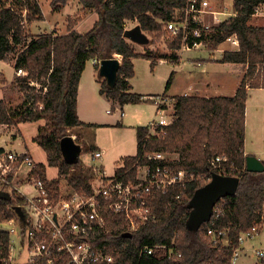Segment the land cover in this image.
Instances as JSON below:
<instances>
[{
  "label": "trees",
  "instance_id": "trees-1",
  "mask_svg": "<svg viewBox=\"0 0 264 264\" xmlns=\"http://www.w3.org/2000/svg\"><path fill=\"white\" fill-rule=\"evenodd\" d=\"M237 15L214 27L208 43L216 49L233 35L239 49L226 51L222 62L242 64L246 73L236 94L232 97L178 96L174 104L172 122L151 134L148 127L137 129L138 152L124 158V166L116 176L124 181L134 180L137 167L157 162L147 155L163 152L178 155L167 164L174 170H184L189 181L185 187L175 186L166 194L157 193L151 206L155 218L145 226L130 232L124 215L106 217L108 234H99L94 241L114 256L111 264H231L235 251L240 247L243 233L260 230L264 222V172L246 169V103L250 88H264V27L249 24L251 17L264 0H234ZM85 8L94 9L99 20L93 28L82 34L73 29L65 35L45 34L33 36L30 27L44 21L40 0H0V60L13 62L16 75L10 84L12 90L22 92L21 106L12 108L7 99L0 100V126H15L26 122H44L35 141L45 150L50 167H56L67 184L86 189L91 179L84 171L80 159L74 164L65 161L61 140L68 130L97 127L86 124L78 117V90L88 61L111 59L115 54L123 57L116 84L101 82L100 92L107 99L126 104H140L143 96L130 91V79L135 75L134 58L151 61L154 69L158 60L168 56L140 54L124 36L127 21H136L137 27L147 37V44H154L164 35L161 22L172 19L179 0H80ZM66 0H53V7ZM171 50L179 49V40L170 41ZM173 59V58H172ZM97 69L99 66L97 65ZM173 75V74H172ZM173 77V76H172ZM101 80L103 77L98 74ZM172 78L166 89H169ZM82 153L96 151L94 144L77 142ZM226 159L212 166L216 157ZM36 173L45 178V166L38 164ZM214 173L240 178L237 193L221 199L214 209L211 221L197 232L187 228L190 215L188 204L194 193L207 184ZM47 178V177H46ZM59 180L49 186L58 188ZM24 199H0V222L20 214L17 205ZM227 231V238L215 242L208 230ZM256 231V232H257ZM131 233V237H126ZM175 243L176 255L168 258L167 249L157 248L152 256L139 257L142 246H171ZM9 235L0 232V264L9 256ZM264 263V258L261 260ZM17 264V263H13ZM27 264H47L37 259Z\"/></svg>",
  "mask_w": 264,
  "mask_h": 264
},
{
  "label": "built area",
  "instance_id": "built-area-1",
  "mask_svg": "<svg viewBox=\"0 0 264 264\" xmlns=\"http://www.w3.org/2000/svg\"><path fill=\"white\" fill-rule=\"evenodd\" d=\"M179 1L180 6L174 9L172 19L161 22L169 40H179L180 50L207 48L210 34L218 23L216 16H213V23L207 20L208 15H215L209 9V0ZM17 75L25 76L26 72L20 69ZM152 99L158 106L159 114L147 127L155 135L158 128L169 126L172 119H166L169 115L164 107L168 106V99L162 96ZM91 155L97 162L103 152L94 151ZM147 159L157 164L138 166L134 180L126 182L116 175L109 176L98 165L93 166L96 167L95 179L89 182L86 189H78L67 182L54 189L49 186L52 180L36 173L38 163L27 150L0 149V192L24 199L22 205L13 208H20L19 215L0 222V232L9 235V256L2 262L21 264L17 257L27 254V263L37 259L45 260L47 264L113 263L112 254L94 245L99 234L110 232L107 215H124L130 232L137 230L155 218L151 202L157 193L166 194L175 186L185 187L189 181L184 170L176 171L165 165L169 161L165 153H151ZM225 160L218 156L213 159L212 166L219 168L218 164ZM208 235L215 242L226 241L227 231L212 228L208 230ZM16 236L18 243L14 239ZM251 236L252 232L240 236V247L235 251L231 264H239V249ZM157 248L167 249L169 259L181 257V254L176 255L174 242L171 246H142L139 257L152 256ZM255 253L260 259L264 258V250H256Z\"/></svg>",
  "mask_w": 264,
  "mask_h": 264
},
{
  "label": "crops",
  "instance_id": "crops-1",
  "mask_svg": "<svg viewBox=\"0 0 264 264\" xmlns=\"http://www.w3.org/2000/svg\"><path fill=\"white\" fill-rule=\"evenodd\" d=\"M234 4H235L234 0H209V5H210L209 9L212 12H215V15H208L207 17L208 22L213 23L214 22L213 16H216L218 23H215V25L219 26L222 22L235 17L237 15V12L235 11ZM226 7L231 8L230 13L226 12L227 10H229ZM64 11L65 8L59 12L53 11L54 13L52 19L54 20V22L60 20L63 17ZM223 16H225L226 18L223 19L222 18ZM37 22L44 23V21H37ZM46 22H47V17H46ZM249 24L254 27H264V3H262L258 7L256 13L251 17ZM34 25L36 24L34 23ZM136 27L137 24L136 26L133 24V27H131L130 29L128 27L126 31L132 30ZM73 30L81 33L80 29L77 28V26ZM126 40L132 42V40L127 38ZM235 42L238 43L236 44ZM132 43L134 45V48L137 50L136 47L138 43L136 44V42L134 41ZM146 44L147 43H140V45L143 47ZM224 44H228L230 48L211 49L209 48V46H207L206 50L210 51V59H207L205 57H190L185 59L184 54L189 50L169 49L170 52L169 58H171V63L173 65L177 64V67L172 69L173 72L172 76L174 77L177 76L178 74L186 73L185 76L187 78V82L185 85L186 86L185 90L181 91V93H177V91H174L176 90L174 81H172L169 89L165 88V92L163 93L162 96H166V98L168 99V106L166 105L164 107L167 110L166 112H169V107L172 106L171 100L172 102H174L173 103L174 105L176 101V97L178 96H199L205 98H212L218 96L232 97L236 94V91L239 88V86L234 87V89L230 93L224 91L227 89L226 85L224 84V80H222L223 77L227 75V71L225 69L227 66L230 65H240V68H245L246 71L247 67H245L242 64L225 63L221 61L224 52L235 51L239 49V41L237 36L236 35L231 36L226 41L221 43L219 46ZM217 52H220V55L217 56L216 54ZM138 53L145 54L146 52L138 51ZM113 58H118L122 63L123 57L121 55L115 54ZM138 59L139 58L133 59L134 70L136 68L135 60ZM146 61L151 63V61L147 59ZM100 62L101 61H98L97 59H92L88 61L86 64V68L82 74L79 84L77 112L81 122L86 124H93L96 125L97 127L100 126L98 127L99 130L111 129L115 127L120 128L122 130L121 135L125 139H127V141L130 142L128 144L129 147L123 143V145H121L119 149H117L118 155L116 156V159L118 160L116 161H112L109 158H106V155L108 154V148L105 145L102 144V146H98L95 144V146L97 147L96 151L103 152V156L101 160L97 161L96 163L101 168H103L107 174H108V169H107L108 164L116 163L117 165L118 163H120V161L123 162L122 164L117 165V168L114 169L115 172L113 173V175H116V171L124 166V158L135 156L138 152L137 129L139 127H147L152 120L158 117L159 114L158 106L152 98L160 97L161 95L137 90L133 83V80L136 78V74H135L134 77L129 81L131 86L130 91L142 95L144 100L142 103L126 104L122 106L118 102L107 99V97L105 95H102L100 92L101 82L105 80V78H102L101 80L98 78V74H100L99 73ZM160 62L164 63L163 61ZM186 64H190L192 68L185 70L183 72L182 71L183 65ZM97 65L99 66V69H97ZM219 67H223V68H219ZM16 75H17L16 70L14 68L13 77L11 78V81H7V83L11 84L14 81ZM241 76L242 78L244 77V71L243 74L241 73ZM262 120H264V88H257V89L250 88L248 90V99L246 103L245 150H246V155L249 154L254 155L258 157L262 162H264V144H263L264 122L262 124ZM0 127H4V126H0ZM95 128L96 127H85V129L87 130L95 129ZM12 147H13L12 143L9 144L8 142L0 145V149L11 150ZM82 154L83 153H81V156ZM174 158L175 159L178 158V155H175ZM261 260L262 259H260V262H262ZM239 264H242L241 257H239Z\"/></svg>",
  "mask_w": 264,
  "mask_h": 264
},
{
  "label": "rangeland",
  "instance_id": "rangeland-1",
  "mask_svg": "<svg viewBox=\"0 0 264 264\" xmlns=\"http://www.w3.org/2000/svg\"><path fill=\"white\" fill-rule=\"evenodd\" d=\"M53 0H40V4L45 16L44 23L34 22L30 27L31 34L35 36L45 35V34H54V35H62L69 31V29H74L76 26L80 29L81 33L84 34L90 31L94 24L99 20V16L94 9H88L83 6L80 0H66V3L53 7ZM65 8L63 13V17L60 20L54 22L52 19L54 12L62 11ZM226 12H231V8L226 7ZM54 11V12H53ZM47 17V22H46ZM223 19L226 17L223 16ZM133 24L136 26V21H128L127 26L129 29L133 27ZM33 26V27H32ZM169 35L165 33V35L159 39L157 43L154 44H146L143 46L140 45L139 42L137 44V52H148L153 55H161L168 56V58H163L158 60L154 69L151 68V63L146 61L145 58H139L135 60V74L136 78L133 80L135 88L139 91H145L147 93L160 94L161 96L165 92V88L167 86V82L172 78L174 81L175 88L177 93H181L186 88V73L178 74L177 76L172 77V69L177 67V64L173 65L171 63V58H169L170 52L168 43ZM151 47V49H150ZM217 48H230L228 44H224L218 46ZM207 48L188 51L184 54L185 59L190 57H205L210 59V51L206 50ZM217 56L220 55V52L216 53ZM163 61L164 63H161ZM205 62V61H204ZM187 63V62H186ZM14 61L7 62L0 60V100L6 98L9 105L12 108H17L22 105L24 101V94L22 92L12 90L10 84L7 81H11L14 73ZM182 68V67H181ZM190 64L183 65L182 71L191 69ZM223 68V67H219ZM243 69V70H242ZM154 70V71H153ZM227 75L223 77L224 84L227 89L224 90L227 93H230L234 87L240 86V82L243 79L241 73L244 75L246 73L245 68H240V65H230L227 66L226 69ZM153 71V72H151ZM17 74V72H16ZM238 84V85H237ZM166 96H162L165 98ZM174 102L171 100L172 106L169 107V118H166L170 121L173 114V105ZM264 120H262L263 124ZM44 122H26L20 123L15 126H7L2 125L4 127H0V145L8 142L12 143L13 147L11 150L13 151H23L27 150L33 160L45 166L46 177L50 180H59V183L65 185L67 180L59 175V171L56 167H50L47 162V154L45 150L35 141V137L38 134L40 126L44 125ZM100 127V126H98ZM96 127L95 129H73L68 130L67 136L75 137L76 142L86 143L87 145L96 144L98 146L105 145L108 148V154L106 158H109L112 161H116V156L118 155V150L123 143L129 147V141L125 139L121 132L122 130L118 127L111 129H102ZM261 127V126H260ZM258 127V128H260ZM4 128V129H2ZM130 134V133H129ZM264 144V142H263ZM93 152H83L80 161L83 163V169L87 176L91 179H95V168L93 166H98L96 162L92 159ZM165 156L168 160L174 159V154L165 153ZM120 161L117 165L122 164ZM116 163L108 164V175L112 176L115 172V168H117ZM257 229L252 232L251 237H247L243 245L241 246L240 251L238 252L239 257H241L242 264H259L260 257L255 253L256 250H264V222L263 226H261L260 230ZM15 241L18 243V237H14ZM244 247V249H243ZM246 248V251H245ZM18 262L21 264H26L28 261V255L23 254L20 257H17Z\"/></svg>",
  "mask_w": 264,
  "mask_h": 264
},
{
  "label": "water",
  "instance_id": "water-1",
  "mask_svg": "<svg viewBox=\"0 0 264 264\" xmlns=\"http://www.w3.org/2000/svg\"><path fill=\"white\" fill-rule=\"evenodd\" d=\"M124 36L134 42L147 43V37L141 33L139 27L125 32ZM121 62L118 58L102 60L100 62V75L105 78L110 86L117 82L118 70ZM61 150L66 162L74 164L80 159L82 147L72 136H66L61 140ZM246 169L249 172H264V162L254 155L246 156ZM240 185V178L226 176L218 173L212 175V179L199 188L188 204L190 215L187 220V228L191 232H197L203 224L209 222L214 214L217 203L228 196L237 193ZM0 199L12 200L8 192L1 191ZM20 212V208H17ZM128 233L126 237H131Z\"/></svg>",
  "mask_w": 264,
  "mask_h": 264
}]
</instances>
